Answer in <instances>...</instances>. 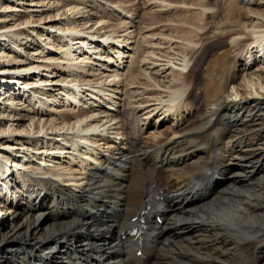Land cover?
Segmentation results:
<instances>
[{
	"label": "bare ground",
	"instance_id": "bare-ground-1",
	"mask_svg": "<svg viewBox=\"0 0 264 264\" xmlns=\"http://www.w3.org/2000/svg\"><path fill=\"white\" fill-rule=\"evenodd\" d=\"M41 1L31 3L40 6ZM96 3L72 0L61 14L63 6L54 8L55 16L46 15L50 19L60 16L64 24H72L57 34L67 48L59 57L64 65L35 66L37 76L41 66L52 71L81 70L73 72L75 79L69 81L75 83L72 88L63 85L54 90L65 93L61 102L66 101L70 108L73 105L71 109L52 110L53 106L61 107L53 95H49L54 97L52 101L37 96L38 108H13L12 119L21 127L25 119L22 111L37 114L31 126H37L38 131L29 132L23 141L24 149L30 151L24 156L34 153L36 159L45 161L38 163V174L20 173L21 182L16 171L21 170V152L15 154L18 159L12 167L0 166L1 178L7 184L2 202L13 200L6 208L8 215L0 214V264H264V180L254 189L248 183L258 168L264 167V65L247 74L241 68L253 62L260 64L264 55V9L257 8L258 4L247 9L244 30L231 31L229 44L237 50L236 71L225 94L213 95L196 108L188 99L193 96L195 81L191 86L184 80L162 85L155 78L163 72L161 56L158 58L153 50L144 56L140 52L132 72L125 76L135 89L124 93L125 105L123 112L118 110V117L115 106H120L116 102L120 81L115 79L124 58L133 50L128 44L132 31L124 26L118 30L121 35L112 37L119 33L109 30L99 41L96 33L78 30L79 23L84 27L93 19L83 12L86 5L95 8ZM127 13L120 12L124 16ZM22 34L11 35L20 38ZM24 37L27 40L30 35ZM17 38L11 40L16 47L27 44H17ZM69 42L74 43L70 46ZM195 48H184L178 68L188 66L186 52ZM93 49L99 52L89 56ZM89 60L110 72L103 74L104 80H97L98 86L90 85L91 80L84 77ZM20 62L26 64L24 59ZM15 66V73L1 76V88L9 86L7 90L12 89L20 99L28 90L36 95L49 92L35 82L31 86L27 80L21 82L29 75L24 72L33 66ZM170 70L179 78L183 75L180 69ZM39 82L46 83L42 79ZM105 84H113L114 89H104ZM33 96L29 97L30 105ZM53 113L62 119L61 126L45 118ZM124 116V120L119 119ZM151 118L156 123H151ZM170 118H174L170 136L165 137L157 131V122ZM194 121L197 125L188 129ZM150 125L153 132H147ZM4 134L0 130V141L19 138L15 132L7 137ZM0 150L9 152L8 147ZM18 183H23L21 188L31 187L30 191L26 187V198L23 191L15 193ZM254 194L260 203L255 202ZM197 214L201 217H195ZM156 216L162 218L161 223ZM134 227L137 233H129Z\"/></svg>",
	"mask_w": 264,
	"mask_h": 264
},
{
	"label": "rangeland",
	"instance_id": "rangeland-1",
	"mask_svg": "<svg viewBox=\"0 0 264 264\" xmlns=\"http://www.w3.org/2000/svg\"><path fill=\"white\" fill-rule=\"evenodd\" d=\"M10 1L13 5L7 0H0V78L2 75L8 77L11 75L10 73H15V70L17 69L15 65H17L19 69L20 67L26 69L29 66H33L28 72H24V74L29 75L23 77L21 82L24 83L27 80L29 86H31L30 83L35 82L40 89H48L50 92H46V95H43L42 93H38L36 95L31 90H28L26 95L20 99L16 96V93H14L12 89L10 91L7 90L10 89L9 86H5L4 88L0 87V117L3 118V120H0V130L5 133L4 135L6 137L11 135L9 132H15V134L19 136V138L13 137V141L12 139H9V142L5 140L0 141L1 148L7 149L8 147L9 150V152L0 150V166H6L8 169L10 168V165L12 167V165L15 164L14 162L17 161L18 158L22 159L18 163L20 164L19 167L21 170H16L18 172V181L21 182L23 179L20 177V173L26 174L28 171L29 173L38 174V163L45 160L36 159L33 155L34 153H31L26 157L24 156L30 151L27 150L28 147L27 149H24L26 146L23 144V141L28 138L27 135L29 132L35 133L38 131L37 126H31V124L37 120V114L34 116L32 111L27 113H25L26 111H22V115L25 114V119L21 122V127L16 123V121H14V119H12L14 116L13 111H15L13 108L24 107L25 110L31 109L32 106L33 108H38L40 105V99L37 98V96L41 97L45 101H52L54 97L49 95H53L60 100L61 107L53 106L52 110L62 111L65 109H71L73 105L70 108V106L66 105L68 104L66 101L61 102V100H64L65 98V93L61 90H54L63 85L69 89L72 88L75 83L73 81H69L75 79V73L73 72L80 71L81 69L59 68L56 71H52L51 68L48 70V68L41 66L40 76H37L39 70L36 69L38 65H44V63H61L64 65V61L62 62L59 57H61L67 48L65 44H63L64 41H61L57 34H59V31H62L61 29H64L67 25H71L72 23L67 21V23L64 24V22L60 20L62 19L60 16L55 19H50L46 15L51 14V16H55L57 11H55L54 8H61V6H63L59 9V14H61L66 8H68V3L72 0H42L40 6L33 5L31 0ZM36 1L38 0H33V2ZM96 2L95 8H93L94 6L92 7V5L87 4V7L83 10V12H86L87 15L93 17L92 21H89V23H87L84 27H82V24L79 23V27H77L78 30L85 29V32L96 33L99 37V41H102L100 37H102L104 33L109 30H115V33H119L114 35L113 33H110L113 35L112 37H115V35H121L122 32L118 30L124 29V26L129 27V31H132V39H130L131 41H128V44L131 43V47L133 49L131 51L132 53L130 52L128 57L124 58L125 62L123 66H121V69L117 71L119 78L115 79V81H120L117 89L118 92L116 93V96L118 97L116 102L120 106H115V114L118 117L121 116V112L119 111L123 112V106L125 105L122 101V99L125 98L124 93L135 89L134 85H129L130 81L126 80L127 78L125 76L127 72H132L140 52L141 55L144 56L148 53V51L153 50L158 58L161 56L159 58V63L161 64L160 68L163 72L155 78L159 82H162V85L164 84L163 82H165L166 85L167 83H178L184 80L186 84L188 83L191 86L194 80L195 85L192 87L191 92L193 96H190L188 99L189 101L191 100V102L196 103V108H200L199 105H201V103L206 104L205 101L214 98L213 95L225 94L226 91L231 89L229 78L236 71L233 69V64H235V55L237 54V50L229 44V39L233 36L231 31L237 33L240 30H244L243 24L248 22L246 19V15L248 14L247 9L255 7L256 4H258L257 8L259 6L260 9H264V0H257V3L250 5H246L239 0H96ZM47 8H50V10ZM121 11L123 13L129 12L127 13L128 16L121 15ZM44 18H46L45 21L43 20ZM98 19L102 20L101 23L97 25L94 24V22ZM48 27H51V29H48ZM100 27L104 28H101L100 33H98L97 29ZM31 29H34L35 32L31 33ZM227 30L228 32L230 31V34L225 32ZM17 32L23 33L22 35H18L20 38L11 35L13 33L16 34ZM26 34L30 35L27 40L24 37ZM241 34L238 36H241ZM142 35L145 38H142ZM152 35L155 37L151 39L150 37ZM16 38L18 39L17 44H24L26 42L27 44L23 45L21 48L16 47L13 43L14 41H11ZM73 43L74 42H69V45L71 46ZM186 46H196V48L190 52H188L189 50H186V56L188 55V63H186V65L188 66L185 68H178L179 61L177 60L184 54V48ZM98 50L100 51V48ZM98 50L93 49L89 56H94L92 53H98ZM246 51L247 50L245 49L244 54ZM54 53L58 54L55 55ZM174 55H176V57H174ZM246 55L248 54L246 53ZM79 56L82 57L85 55L79 53ZM23 59L26 61V64H21L20 61ZM260 59V64L259 62L254 64L253 62L251 65L246 67L243 66L241 68H245L244 70L246 74L255 72L264 65V55H262ZM95 63V60H89L88 66H86L85 73L83 72V74L84 77L91 80L90 85L98 86L97 80H104L105 78L103 77V74H110V72L105 69L103 70V66L100 68L98 63ZM171 67H174L177 71L180 69L183 75L180 78L177 77L176 72L170 70ZM190 69L191 71L193 70V72H191L192 75L186 78L185 75L188 74ZM3 70L6 72L1 74ZM244 70L239 72V74L243 73ZM79 78L82 79V77L78 76V79ZM40 79L44 80L46 83L39 82ZM1 83L2 82L0 81V85ZM82 87H87V85H83ZM103 88L114 89L113 84L110 86L105 84ZM5 92L6 94L3 95ZM38 92L42 91L39 90ZM30 96H33V98L36 96L32 100L33 102H31V105L28 104ZM12 102L14 105H11ZM62 104L64 105L62 106ZM44 108H46V106ZM75 109L77 110V108ZM45 118L50 120L53 119L57 123V126H61L60 124L63 123L59 115L54 113L45 116ZM119 119L124 120L125 116ZM173 119L170 118L167 122H161V120H159L157 122V131L165 137H169V131L172 126ZM149 121L151 123H156V120L152 118ZM196 125V121L191 122L188 129H192ZM153 130L154 128L150 125L147 132H153ZM57 139L62 142L60 137H57ZM33 147H31L32 150H34ZM18 152L21 153L17 158V156L15 157V154ZM45 159L48 160L47 158ZM65 160L66 159H63V161ZM252 162L253 165L254 163L256 164L257 157H255L254 160L252 159ZM63 166H65V163H63ZM1 167L0 214L3 215L6 213L3 215L6 217V215H8L6 208L9 207V204H12L13 200L10 199L8 202L9 204H7V202L3 203L7 184L1 178ZM24 167H26V169ZM24 171L26 172L24 173ZM257 172L258 173L254 177L252 176V180L248 182L251 184L252 189L259 185V183H263L264 180V167H259ZM199 176L200 175L198 173V179ZM22 184L23 183L16 184L14 186V188L16 187L14 191L15 193L23 191V198H26V195H28L27 189L29 188L28 190L30 191L31 187L27 185L24 188H21ZM253 198L255 202H261L260 199L256 198V194L253 195ZM197 216L200 218L201 214H197L195 217ZM118 219H120V216H118Z\"/></svg>",
	"mask_w": 264,
	"mask_h": 264
}]
</instances>
